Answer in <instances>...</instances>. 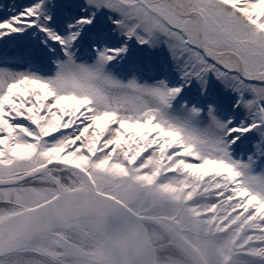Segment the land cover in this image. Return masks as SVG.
<instances>
[{
  "label": "snow or ice",
  "instance_id": "obj_1",
  "mask_svg": "<svg viewBox=\"0 0 264 264\" xmlns=\"http://www.w3.org/2000/svg\"><path fill=\"white\" fill-rule=\"evenodd\" d=\"M0 264H264V0H0Z\"/></svg>",
  "mask_w": 264,
  "mask_h": 264
}]
</instances>
